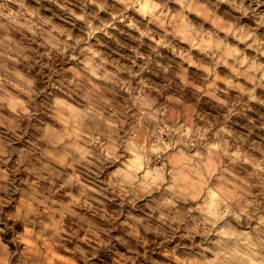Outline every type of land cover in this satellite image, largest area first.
<instances>
[{"label": "clouds", "instance_id": "9594fccd", "mask_svg": "<svg viewBox=\"0 0 264 264\" xmlns=\"http://www.w3.org/2000/svg\"><path fill=\"white\" fill-rule=\"evenodd\" d=\"M0 264H264V0H0Z\"/></svg>", "mask_w": 264, "mask_h": 264}, {"label": "rangeland", "instance_id": "374dc122", "mask_svg": "<svg viewBox=\"0 0 264 264\" xmlns=\"http://www.w3.org/2000/svg\"><path fill=\"white\" fill-rule=\"evenodd\" d=\"M66 259H68V258H66Z\"/></svg>", "mask_w": 264, "mask_h": 264}]
</instances>
